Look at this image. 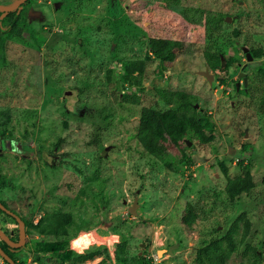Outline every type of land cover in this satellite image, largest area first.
I'll return each instance as SVG.
<instances>
[{"label": "rangeland", "instance_id": "1", "mask_svg": "<svg viewBox=\"0 0 264 264\" xmlns=\"http://www.w3.org/2000/svg\"><path fill=\"white\" fill-rule=\"evenodd\" d=\"M207 13L222 17L211 33ZM25 18L23 40L7 42L0 63V175L12 184L0 187V199L28 224L44 212H71L77 236L68 241L76 251L113 249L125 239L128 256L152 249L167 254L161 264H191L198 246L244 214L249 234L227 264H263L245 244L264 248V0H31ZM149 37L182 41L171 66L152 56ZM252 49L261 56L253 58ZM206 52L235 60L212 71ZM127 59L145 62L141 96L120 81V60ZM157 88L193 95L214 122L213 138L188 136L185 147L165 140L156 112L167 106ZM140 129H148L176 170L143 149ZM188 156L192 162L181 163ZM221 161L230 178L250 171L251 196L184 227L187 202L208 205L223 191ZM0 228L17 238V221L2 212ZM24 228L27 246L13 255L25 264H59L52 246L35 251L43 237ZM241 231L239 222L237 237Z\"/></svg>", "mask_w": 264, "mask_h": 264}, {"label": "trees", "instance_id": "2", "mask_svg": "<svg viewBox=\"0 0 264 264\" xmlns=\"http://www.w3.org/2000/svg\"><path fill=\"white\" fill-rule=\"evenodd\" d=\"M3 1L4 0H0V4H4ZM30 1L31 0H26L12 11L0 12V63L4 59L6 43L23 40V32L28 30L25 10ZM114 4H112L111 8ZM111 8V14L114 15V10ZM205 21L206 32L211 33L213 29L219 28L218 23L222 21V17L219 15L216 18L214 14L207 13ZM146 42L149 52L154 58L159 60L164 67L171 66L177 52L183 48L182 41L169 38L149 37ZM251 52L253 58H258L261 56L262 51L252 49ZM205 55L207 66L212 71L222 68L226 69L229 64L235 60L233 58L225 59L222 54H217L215 52H206ZM120 64V81L122 85H128L132 89L134 95L141 96L144 89L141 82V75L145 69V62L141 59H127L120 60ZM156 93L167 106L165 109L156 112L159 133L165 140L173 145L185 147L187 142L184 141V138L188 136H196L203 142H209L213 138L215 130L214 122L207 111L199 109V107L193 103V95L182 90H166L161 88H157ZM97 131H99V129H97ZM147 132L146 129H140V131H138L136 139L139 144L148 154L162 161L165 167L176 170L173 163L164 159L162 156V153H164L163 147L152 141L151 135H148ZM181 160V163H187V161L192 162L189 156ZM219 166L227 177V182L223 191L218 192L208 205L204 204L197 207L193 203L187 202L184 214L182 215V225L184 227L191 228L198 219H206L217 206L233 207L239 196L243 194L251 196L254 188V180L250 171L246 170L242 176L230 178L227 176V167L223 161L220 162ZM11 186L12 184L8 178L0 175V187ZM99 195L101 198L102 195ZM102 201L101 199V203ZM0 202L5 208L12 211L5 201L0 199ZM0 212L15 220L12 215L7 214L5 211L0 209ZM12 212L15 213L14 211ZM20 218L24 222V225L30 226L31 234L43 237V240L40 239L38 243L33 244L35 251L45 249L47 246H52L51 248L54 250L55 257L59 261V264H85L88 260H92L101 253L104 254V258L106 257L109 259L108 250L99 248L101 245L97 247L96 245H93L95 247L89 246L80 252L69 247L68 240L77 236L76 233L74 234L71 232V228L75 223V219L71 212H44L37 222L31 221L29 224L28 218L23 216ZM239 222H242V231L240 236L237 237L239 234ZM250 224L249 219L246 218L244 214L237 215L227 228L223 227V229L213 235L208 242L195 249L191 264H227L230 256L238 250L240 244L245 242L249 234ZM77 230L79 232L82 228ZM23 246H27L26 240ZM0 247L10 257L16 259V257L14 258L11 252L7 250V248L10 247L6 243L3 241L0 242ZM126 248L127 243L125 239L115 243L114 258L118 263L152 264L142 256H128L125 253ZM245 250L261 257L264 264V248L263 251L261 250V252H258L259 249L257 247L246 243ZM104 258L94 264H103ZM20 260L21 263L19 264H25L24 261L26 259L21 258Z\"/></svg>", "mask_w": 264, "mask_h": 264}, {"label": "water", "instance_id": "3", "mask_svg": "<svg viewBox=\"0 0 264 264\" xmlns=\"http://www.w3.org/2000/svg\"><path fill=\"white\" fill-rule=\"evenodd\" d=\"M26 0H16L14 3L10 4V5H4V4H0V12H7V11H12L16 8H18L21 4H23ZM243 50L246 52V58L247 60H251L252 57L251 55L247 52V49L244 47ZM199 73L203 76H205L208 81H211L212 79V75L207 71H199ZM239 77H243L244 79V85H246V77H245V73L244 72H240L238 74ZM236 88H238V84H236ZM188 145H190V143L188 142ZM233 149H231V151L229 152V154L233 153ZM137 207V203L134 202L133 205L129 208V211L131 213H135V208ZM0 209L5 211L7 214L12 215L15 220L18 223V241L15 242L13 240L10 239V237H8L5 232L0 228V239L3 240L5 243H7V245L11 246V247H20L23 245L24 242V237H25V228H24V222L22 221V219L16 215L15 213H13L12 211H10L9 209L5 208L4 205L1 204L0 202ZM178 247V244H173L170 245L167 249V253L169 255H172L173 250L176 249ZM0 255L9 263V264H17L11 257H9L0 247Z\"/></svg>", "mask_w": 264, "mask_h": 264}, {"label": "built area", "instance_id": "4", "mask_svg": "<svg viewBox=\"0 0 264 264\" xmlns=\"http://www.w3.org/2000/svg\"><path fill=\"white\" fill-rule=\"evenodd\" d=\"M162 245H163L162 242H159V243H156L155 242L154 243V246H158L159 247V246H162ZM154 246H152V247H154ZM107 250H108V253H109V261H108V264H120L114 258V248L113 249H110L108 247ZM151 251H152V249H148L147 252L145 251V252H143L139 256H142L144 259L149 260L152 264H161V261L163 259H165L166 257H168L167 254H165V256H163V255L162 256H159L156 252L154 253V252H151ZM94 262H96V261H94ZM0 264H6L5 261H4V258L1 255H0Z\"/></svg>", "mask_w": 264, "mask_h": 264}, {"label": "flooded vegetation", "instance_id": "5", "mask_svg": "<svg viewBox=\"0 0 264 264\" xmlns=\"http://www.w3.org/2000/svg\"><path fill=\"white\" fill-rule=\"evenodd\" d=\"M245 73V72H244ZM245 77H246V73H245ZM242 78V81H243V86H244V90L246 89V85H244V79H243V77H241ZM246 81H247V77H246ZM246 84H247V82H246ZM239 86V85H238ZM6 234V233H5ZM9 237V236H8ZM11 240H13V241H15V242H17L18 241V236H17V238L15 237V238H10ZM3 240H1L0 239V242H2ZM4 242V241H3ZM5 243V242H4ZM7 244V243H6ZM24 244V243H23ZM9 246V245H8ZM23 246V245H22ZM22 246H20V247H22ZM10 248H7V250L9 251V252H11V254L13 255V251L14 250H18L20 247H11V246H9ZM2 249V248H1ZM3 250V249H2ZM4 251V250H3ZM5 252V251H4ZM7 254V253H6ZM8 255V254H7ZM9 256V255H8ZM14 256V255H13ZM10 257V256H9ZM12 258V257H11ZM14 258H15V256H14ZM13 259V258H12ZM17 264H19V263H21V260L20 259H18V258H16V259H13ZM4 261H5V263L7 264L8 262L4 259ZM9 264V263H8Z\"/></svg>", "mask_w": 264, "mask_h": 264}]
</instances>
